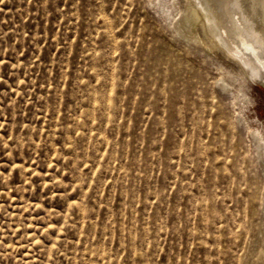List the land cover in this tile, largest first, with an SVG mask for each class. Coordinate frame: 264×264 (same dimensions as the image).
<instances>
[{
    "label": "rangeland",
    "instance_id": "374dc122",
    "mask_svg": "<svg viewBox=\"0 0 264 264\" xmlns=\"http://www.w3.org/2000/svg\"><path fill=\"white\" fill-rule=\"evenodd\" d=\"M183 0H0V264H264V86Z\"/></svg>",
    "mask_w": 264,
    "mask_h": 264
},
{
    "label": "bare ground",
    "instance_id": "6f19581e",
    "mask_svg": "<svg viewBox=\"0 0 264 264\" xmlns=\"http://www.w3.org/2000/svg\"><path fill=\"white\" fill-rule=\"evenodd\" d=\"M181 26L201 29L206 48H218L249 82L264 86V0H183Z\"/></svg>",
    "mask_w": 264,
    "mask_h": 264
}]
</instances>
